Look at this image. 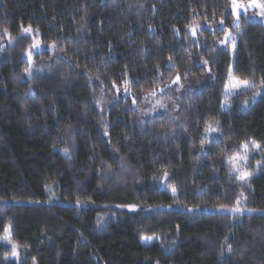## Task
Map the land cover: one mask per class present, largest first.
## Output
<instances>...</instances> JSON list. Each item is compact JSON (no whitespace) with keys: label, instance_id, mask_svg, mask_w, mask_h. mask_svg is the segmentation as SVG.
Returning a JSON list of instances; mask_svg holds the SVG:
<instances>
[{"label":"trees","instance_id":"trees-1","mask_svg":"<svg viewBox=\"0 0 264 264\" xmlns=\"http://www.w3.org/2000/svg\"><path fill=\"white\" fill-rule=\"evenodd\" d=\"M230 71L264 77V22L231 0H0V238L22 248L0 264H264V155L246 185L228 162L264 148V93L223 110ZM241 189L254 213L203 210Z\"/></svg>","mask_w":264,"mask_h":264},{"label":"snow or ice","instance_id":"snow-or-ice-1","mask_svg":"<svg viewBox=\"0 0 264 264\" xmlns=\"http://www.w3.org/2000/svg\"><path fill=\"white\" fill-rule=\"evenodd\" d=\"M249 7H255V8L264 10V2H258V0H249L248 4H244V3H239L238 0H232V11L237 16V18H239L241 9H243V11L246 13ZM261 15H264V11H261ZM223 24H224V21L222 20L220 22L221 31L224 30ZM21 27H22V31L26 34H31L33 32L31 25H28L27 27H23V26ZM4 32L7 34L8 29L5 28ZM193 35H195V31H193ZM230 37H231V33L229 32L227 35H225L224 39L221 40L219 43L222 45L226 43H230L231 48L234 51L236 48L235 39L234 38L230 39ZM33 47L37 49L38 51L41 50L40 42L39 41L35 42ZM55 47H56L55 42H53L49 46L50 49H54ZM26 55H27L28 60L31 61L32 60V50L29 49ZM204 63L207 64V61H204ZM24 71L25 73H28L29 75H31V72H32L31 66L25 68ZM177 81H179V76H177L176 79L173 80V83H176ZM127 84H128V81H125V88H124L125 93L129 92V89L127 88ZM113 85L115 86V82H113ZM224 87H225V92H226V96H225L226 103L230 96L237 95V94H246L248 91H252V94H253L252 99L255 100L257 96H260L262 95V93H264V77H261L259 79V84L257 85L254 79L253 80L243 79V78L236 76L233 72L230 71L228 75L227 83L225 84ZM117 91H119V88H117ZM150 95L155 96L156 95L155 91L151 92ZM133 103H135V99H133ZM243 103L247 105L248 100H244ZM156 104L162 108L167 107V105L163 104L159 100L156 101ZM218 125H219V121H216L215 124H213V122H209L204 129L205 138H207L208 135H210L211 133L217 132L219 130ZM201 144H203V140L201 141ZM240 147L242 151L238 152L236 155L231 157V159L228 161L230 164V168H231L230 176H231V172H235L237 173L235 177L237 181L247 183L250 180L251 176L253 175V173L246 170L250 152L259 151L261 152L262 155H264V148H262L261 145L257 144L255 141H251V148L249 147L248 142L242 143ZM257 169L264 170L262 169V165L260 161H257ZM168 175L169 174L165 171L162 179H167ZM45 188L51 191V184H46ZM176 191L177 190L175 188L171 189V192L173 195H176ZM246 199L247 197L244 195L243 190L241 189L240 196L235 200L234 204L231 207L226 206V205H219L218 208L221 211H225V212H229L233 214H243L245 209L241 207V200H246ZM76 204L80 205L81 201L77 200ZM117 207H127L131 210H135L137 208V205L135 204L118 205ZM189 211H192V210L189 209ZM97 222L99 223V221ZM146 239H149V238H146ZM0 241L12 245V249H11L12 255L16 257L18 260L20 256V252L18 250L19 246L15 244L13 241V232H12L11 225H9L7 229H5V235L2 238H0ZM231 250H232L231 245H228V251L231 252ZM5 259H7V257H5Z\"/></svg>","mask_w":264,"mask_h":264},{"label":"rangeland","instance_id":"rangeland-1","mask_svg":"<svg viewBox=\"0 0 264 264\" xmlns=\"http://www.w3.org/2000/svg\"><path fill=\"white\" fill-rule=\"evenodd\" d=\"M238 2L239 3H244V4H248L249 3V0H238ZM258 2H264V0H258ZM261 11H264V10H261V9H259V8H255V7H249L248 8V10H247V12L245 13L244 11H243V9H241L240 10V15H239V18H240V16H242V15H244V16H246V15H249V14H252V13H254L255 14V17H256V19H258V20H260V21H262V22H264V15H261ZM231 13L233 14V16H234V19H235V23L236 24H238L239 23V18H237V16L233 13V11H232V0H231ZM223 26H224V24H223ZM230 31L229 30H227L226 31V35L229 33ZM231 33V32H230ZM233 37V35H232V33H231V37H230V39ZM37 41H39L40 42V40H39V38L38 37H35V42H37ZM228 43H226V44H223V45H227ZM230 48V50L231 51H233L232 50V48L231 47H229ZM40 49L41 50H39V51H46V50H51V51H54L55 49H50L49 48V46H45V45H42V43L40 42ZM31 69H32V72H31V75H35V74H37V73H44V72H46L52 65L51 64H49V63H40V64H37L36 62H32L31 63ZM238 95H244L245 96V99L244 100H248V103L251 101V100H253L252 99V91H248L246 94H237V95H233V96H230L229 97V99H228V101H227V103L225 102V99H224V101H223V104H222V109L223 110H225V111H229L230 110V108H231V106L233 105V99L235 98V97H237ZM225 96H226V92H225ZM258 98V96L255 98V100ZM244 104V103H243ZM245 105V104H244ZM212 134V133H211ZM249 147L251 148V145H249ZM252 154H253V152H250V155H249V160H248V164H247V167H246V170L247 171H249V164H250V158H251V156H252ZM249 172H251V171H249ZM233 174L236 176L237 175V173H235V172H233ZM241 185H246V183H244V182H240V181H238ZM243 205V202L241 201V207H243L242 206ZM175 207L176 208H180V209H185L184 207H182V206H180L179 204H178V202L175 204ZM245 209V208H244ZM203 210H205V211H220V212H225V211H221L219 208H204ZM254 213L255 211H252V210H246L245 209V211L243 212V213ZM227 213H229V212H227ZM231 214H233V213H231ZM8 228V227H7ZM5 235V234H4ZM2 238V237H1ZM15 243V242H14ZM16 244V243H15ZM1 246H4V247H8V248H10V249H12V245L11 244H7V243H4V242H2V241H0V247ZM19 252H20V256H19V258H18V260H17V258L16 257H14L12 254L11 255H9V256H6L7 257V259H5V257H4V261L5 262H10V261H19L20 260V258H21V255H22V248L21 247H19Z\"/></svg>","mask_w":264,"mask_h":264}]
</instances>
